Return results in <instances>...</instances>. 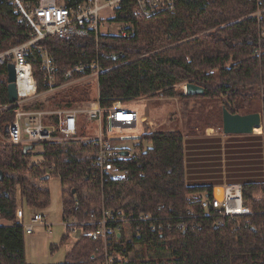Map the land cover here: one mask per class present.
<instances>
[{"label": "trees", "instance_id": "trees-1", "mask_svg": "<svg viewBox=\"0 0 264 264\" xmlns=\"http://www.w3.org/2000/svg\"><path fill=\"white\" fill-rule=\"evenodd\" d=\"M21 1L28 6L37 2ZM261 6L264 8V0L260 4L256 0H175L173 11L137 18L132 1L123 0L109 15V20L132 21L133 38L101 35L95 43L91 36L46 37L36 43L29 62L37 90L41 92L45 87L38 46L54 58L56 85L69 82L64 78L65 71L84 61L85 55L92 59L96 52L122 51L124 58H101L103 66L113 67L99 74L96 86L89 81L76 82L28 102L23 108L54 110L97 98L102 107H109L115 100L129 103L160 90L164 96L174 97L178 95L176 84L193 83L204 92L181 95L218 97L221 116L222 107L230 113L260 112L264 146V35L260 34L264 12L260 20L249 16ZM30 38L31 29L17 13L12 0H0V50ZM4 68L5 65L1 67L0 103L8 102ZM82 74L75 72L72 79ZM12 119V110H7L0 118V125ZM77 121L78 130L88 123L81 115ZM42 122L56 123V116L45 115ZM140 140L149 146L141 147L131 159H121L118 165L122 175L103 187L92 181L95 171L91 162L80 158L73 146L48 141L33 143L24 152L21 144L2 142L0 169L4 179L0 182V217L9 224L0 225V264H27L24 230L15 222L16 208L26 205L41 210L49 204V192L29 184L27 176L41 180L45 174L57 173L63 185L70 186V195L63 200V216L78 220L85 219L83 211H89L91 205H103L113 211L122 208L125 213L156 212L161 205L162 213L178 211L185 215L190 206L186 200L189 193L211 192L209 185L194 184L188 178L187 139L181 131H151L143 133ZM36 145L40 146L41 160L33 163L32 149ZM78 146L81 150L87 148L85 142ZM242 197L252 211L250 228L232 231L229 224L214 228V218L184 217L186 228L183 230L158 233L139 225V232L132 234L133 240L126 241L121 231L120 236L115 233L108 238V247L120 258L121 264H264V178L243 181ZM76 200L79 207L75 206ZM89 229L90 226L80 229L66 260L58 264L102 262V243L86 235ZM134 243L145 245L153 255L129 258Z\"/></svg>", "mask_w": 264, "mask_h": 264}, {"label": "built area", "instance_id": "built-area-1", "mask_svg": "<svg viewBox=\"0 0 264 264\" xmlns=\"http://www.w3.org/2000/svg\"><path fill=\"white\" fill-rule=\"evenodd\" d=\"M123 0H37L35 5L28 6L21 0H12L17 13L29 25L31 38L27 41L14 45L10 48L0 50V77L1 67L8 63L14 65L16 100L14 102L0 103V118L7 110H12L13 119L7 123V135L1 139L2 142L11 144H33L40 142H64L67 139H77L78 116L84 120L94 121L97 125L96 134L91 137L82 138V142L89 144L88 150L83 158L89 159L91 167L95 171L92 181L97 182L101 187L108 181L119 177L121 173L119 161L121 159L133 158L128 149H119L114 146L115 140L124 138H141L144 128L138 125L139 112L136 106L131 103H123L115 100L111 106L102 107L97 98L85 107H66L55 110H25L26 103L32 102L46 94L53 93L60 88L66 87L76 82H81L90 77H95L96 82L101 72L109 69V66L101 64L104 59H122L125 53L122 51H109L98 53L89 59L85 55L84 61L75 64L67 69L64 78L69 82L55 84L54 58L43 47L38 46L41 55L43 69V91L37 90V83L33 75V69L29 62L32 49L36 43L46 37L72 38L86 37L94 38L98 43L101 35L116 36L130 39L135 35V29L130 20H109V15L120 7ZM133 12L137 18H148L156 14L173 11L175 0H131ZM260 4L262 0H256ZM264 8L257 7L249 16H254L257 20L262 18ZM106 31H101L102 29ZM260 34L264 35V27ZM4 68V69H5ZM75 72H82V76L72 79ZM6 75V73H5ZM72 79V80H71ZM186 84V83H185ZM185 84L183 89L185 91ZM161 96V94H160ZM45 115L56 116V123L44 124L42 117ZM146 125L151 128L152 121H146ZM125 127L126 133L118 131V127ZM81 139V138H79ZM122 151H127V155H122ZM120 175V176H121ZM222 186L221 198L213 196L211 192H192L186 196L190 205L185 210V215L181 212L162 213L163 207L159 205L156 212L139 211L125 213L122 208L113 211L106 206L91 205L89 211H83L85 219L78 220L71 217L72 221H66V227L76 235L83 226H90L86 235L92 241L102 243L104 258L101 264H121L120 258L113 255L108 247V238L117 233L120 236L122 231L124 237L133 232L138 233L139 225H146L149 231L162 233L166 230H183L186 228L184 217L206 216L216 220V226H231L232 231L240 228H250L252 211L247 206L242 197L241 182H224ZM207 194H209L207 196ZM79 202V201H78ZM75 201V206L79 203ZM196 208L199 209V212ZM43 215L35 212L30 218L29 224H23L24 211L19 206L15 210V222L22 226L25 233H32L36 223L43 222ZM244 217V218H243ZM0 220H3L0 217ZM9 224V223H8ZM0 225H5L4 223ZM128 226L129 231L124 229Z\"/></svg>", "mask_w": 264, "mask_h": 264}, {"label": "rangeland", "instance_id": "rangeland-1", "mask_svg": "<svg viewBox=\"0 0 264 264\" xmlns=\"http://www.w3.org/2000/svg\"><path fill=\"white\" fill-rule=\"evenodd\" d=\"M101 31H106V29L103 28ZM111 67L113 66H109V68ZM80 81H89L95 86L97 85L95 77ZM184 84L185 82L175 85L178 95L174 97L164 96L160 90L153 96H143L129 102L132 106L137 107L139 112L138 125L144 128L143 133L179 130L185 134V138L187 139L185 142V165L189 169L190 164L187 161H191L194 167L192 172L198 174L196 178L191 177V179L193 178L191 182L194 184H205L209 180L216 178L223 181L225 176L226 178L227 176L244 178L247 167H250L252 164V152L256 153V139L253 140L254 142L251 146L249 142L251 141V134L223 133L219 98L214 96L211 98L184 97L181 95V93L185 94L183 89ZM88 103H76L73 107H85ZM148 120L153 123L151 128L146 125V121ZM87 122L85 127L79 128L77 139H67L61 142L66 147L73 146L82 159L89 148V144L85 143L87 144V148L84 150H81L78 144L82 142V138H92L97 130V125L94 121L88 120ZM118 129V131L129 135L125 127L120 126ZM0 133L3 140V125H0ZM259 133H262V128ZM193 138L199 140L193 141L191 140ZM113 144L116 148L128 149L130 156L136 155L141 147L145 149L149 146L148 142L141 141L140 138H124L115 140ZM39 152L40 146L36 145L32 149L33 163L41 160ZM190 156H194V158L190 160ZM259 174L261 175L260 168L257 176L253 178L259 180ZM118 175L120 176L121 174L118 173ZM27 181L35 187L47 190L50 199L49 204L41 210L31 209L23 205V224H29L30 218L35 212H40L43 215V222L36 223L32 233L24 232L26 263L58 264L64 262L67 253L76 241L75 235L65 225L66 221L71 222L72 218L63 216V200L69 197L70 186L63 185L59 175L53 171L47 180L42 181L27 176ZM84 193L85 195L88 194L86 190H84ZM258 195L261 194L259 193ZM16 196L18 197L17 194ZM2 223L8 224L9 222L7 220H0V224ZM124 228L126 232L129 231L127 225ZM125 240L131 241L133 238L128 234ZM164 253L168 252L165 251ZM152 255L153 251H148L145 245L142 244L141 246L134 243L133 251L128 257H135L137 259L142 256L148 258V256L151 257ZM160 255H163V253Z\"/></svg>", "mask_w": 264, "mask_h": 264}, {"label": "water", "instance_id": "water-1", "mask_svg": "<svg viewBox=\"0 0 264 264\" xmlns=\"http://www.w3.org/2000/svg\"><path fill=\"white\" fill-rule=\"evenodd\" d=\"M6 81H7V96L8 101L14 102L16 100V87H15V71L14 65L8 63L6 65ZM204 92V89L193 83L185 84V94L199 95ZM262 122V115L260 112H252L247 114L230 113L225 107H222V131L223 133H236V134H251L254 132V127L260 126ZM3 131L7 133V123L3 126ZM32 148V144L23 145V151L26 152ZM122 155H127V151H122ZM50 176L48 174L40 177L41 180H47ZM4 179V173L0 169V182ZM74 193V190L72 191ZM209 194H207L208 196ZM213 196L221 198L222 186L218 185L213 189ZM217 227L216 224L214 228ZM79 230L76 232L75 237H78Z\"/></svg>", "mask_w": 264, "mask_h": 264}, {"label": "crops", "instance_id": "crops-1", "mask_svg": "<svg viewBox=\"0 0 264 264\" xmlns=\"http://www.w3.org/2000/svg\"><path fill=\"white\" fill-rule=\"evenodd\" d=\"M144 109V108H143ZM208 129H211V128H208ZM257 130V131H255ZM261 130L260 127H258V129H254V131L256 132H253L251 133V141H249L251 143V146L253 144V140L256 139L255 141H257V144H256V153L254 154V152H252V164L250 167H247L246 169V176L244 178H237V177H232V176H225V179L223 181H220L219 179H214V180H209L208 182H206L205 184L203 185H209L211 187V189L213 190L216 186L218 185H221L222 183L224 182H243L245 180H255V178L253 177H256L257 174H258V171H259V168H260V173L261 175L259 174L258 176L260 177V179H263L264 178V146H263V140H262V137H261V133H259ZM193 141H197L199 139L197 138H193L191 139ZM253 148V147H252ZM253 150V149H252ZM194 156H190L189 159H193ZM188 164H190V168L187 170V174H188V178L190 181H192L191 177H197L198 174H194L192 171L194 169L193 167V164H191V161H187Z\"/></svg>", "mask_w": 264, "mask_h": 264}, {"label": "bare ground", "instance_id": "bare-ground-1", "mask_svg": "<svg viewBox=\"0 0 264 264\" xmlns=\"http://www.w3.org/2000/svg\"><path fill=\"white\" fill-rule=\"evenodd\" d=\"M258 127H259V126H256V127H254V129H258ZM255 131H257V130H255Z\"/></svg>", "mask_w": 264, "mask_h": 264}]
</instances>
